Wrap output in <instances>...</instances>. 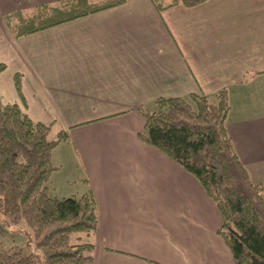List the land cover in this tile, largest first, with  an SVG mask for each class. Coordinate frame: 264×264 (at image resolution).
Masks as SVG:
<instances>
[{
    "label": "crops",
    "instance_id": "0c3cea01",
    "mask_svg": "<svg viewBox=\"0 0 264 264\" xmlns=\"http://www.w3.org/2000/svg\"><path fill=\"white\" fill-rule=\"evenodd\" d=\"M61 1L0 0V103L50 125L53 140L66 135L52 152L48 193L61 176L73 191L56 198L93 191L99 227L89 264H234L218 234L221 213L199 181L139 136L159 99L216 103L226 89L228 133L264 189V0L162 12L131 0L21 38L7 26L5 16Z\"/></svg>",
    "mask_w": 264,
    "mask_h": 264
},
{
    "label": "trees",
    "instance_id": "16d2710c",
    "mask_svg": "<svg viewBox=\"0 0 264 264\" xmlns=\"http://www.w3.org/2000/svg\"><path fill=\"white\" fill-rule=\"evenodd\" d=\"M131 0H63L42 5L29 15L5 16L15 38L69 23ZM162 12L175 6L195 7L208 0H150ZM6 65L0 63V74ZM15 85L22 97L20 77ZM213 103L207 96L161 98L157 109L143 113L139 138L154 146L201 184L219 209V236L234 264H264V189L253 183L241 162L226 121L229 95L222 90ZM50 125L33 122L18 105L0 103V216L7 227L21 221L32 231V245L41 252L27 254L20 246L0 242V264H89L99 227L98 204L92 190L80 197H51L48 183L57 168L53 149L64 133L50 140Z\"/></svg>",
    "mask_w": 264,
    "mask_h": 264
},
{
    "label": "rangeland",
    "instance_id": "374dc122",
    "mask_svg": "<svg viewBox=\"0 0 264 264\" xmlns=\"http://www.w3.org/2000/svg\"><path fill=\"white\" fill-rule=\"evenodd\" d=\"M22 14H25V13L22 12ZM55 138H56L55 135H53V134L50 135V140H53ZM59 144L57 146H59ZM63 146L64 145L62 144L58 150L62 151ZM62 158L63 159L67 158V151L64 152V154L62 155ZM62 178H63L62 176L58 177V179H57L58 182L56 183L57 189L51 190V192H50L51 197H55L56 192L61 193L62 191H70V192L73 191L72 187H65L64 186ZM75 188H76V186H75ZM62 195L63 194H59L60 199L62 198ZM78 197H79V195H78ZM32 237H33L32 231L26 225V223L24 221H21L16 226L7 227L4 224L3 218L0 216V242H3L8 249L12 246L13 247L14 246H20L24 249V251L27 254L34 253L35 255L41 256V252L38 251L31 243Z\"/></svg>",
    "mask_w": 264,
    "mask_h": 264
}]
</instances>
